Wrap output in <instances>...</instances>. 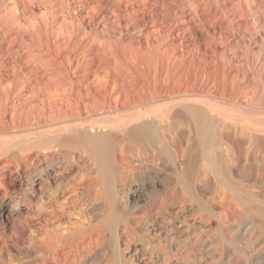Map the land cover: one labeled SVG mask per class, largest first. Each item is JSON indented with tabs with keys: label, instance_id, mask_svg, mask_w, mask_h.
<instances>
[{
	"label": "bare ground",
	"instance_id": "bare-ground-1",
	"mask_svg": "<svg viewBox=\"0 0 264 264\" xmlns=\"http://www.w3.org/2000/svg\"><path fill=\"white\" fill-rule=\"evenodd\" d=\"M82 165L70 193L104 213L31 230L22 261L4 233ZM206 243L264 264V0H0V264H203Z\"/></svg>",
	"mask_w": 264,
	"mask_h": 264
},
{
	"label": "rangeland",
	"instance_id": "rangeland-1",
	"mask_svg": "<svg viewBox=\"0 0 264 264\" xmlns=\"http://www.w3.org/2000/svg\"><path fill=\"white\" fill-rule=\"evenodd\" d=\"M84 167H86V165ZM84 167L82 165L80 170L78 167H75L70 172V175L66 181H64L62 185L56 189V192L50 197H45V202L48 203L49 207L47 209H35V217H33L31 229H26L25 233L19 238L16 237L15 233H13V237L10 238V235L8 234L9 230L4 233L3 238H7L9 236L8 238L10 240L12 239V241L7 246H9V248L17 255L18 258H23L22 261L27 262L32 261L33 259L32 252L29 253L27 250H24L26 236L29 232H31V230L33 233L41 232L40 235H48L54 230H63L70 225L81 227L85 224L95 222L100 217V215L104 213V208L100 205L102 199L96 198L97 196H95L94 193H86L79 190H76L75 193H70L73 185L78 186V184H81L77 173L80 171L82 172L85 169ZM150 195V192L147 193V196ZM132 203L134 205L136 204L131 202V205H133ZM54 208H56L57 211L62 212L63 216L60 218V220L49 223V216L47 215L46 211ZM20 245L21 247H19ZM207 245L208 243L205 244L197 256L198 258L203 257L205 259L203 264H214L210 259V255L208 254L209 247H207Z\"/></svg>",
	"mask_w": 264,
	"mask_h": 264
}]
</instances>
